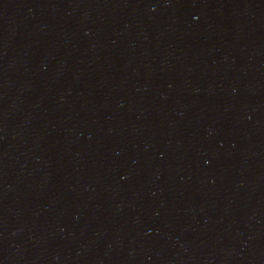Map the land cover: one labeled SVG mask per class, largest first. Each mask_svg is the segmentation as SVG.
Masks as SVG:
<instances>
[{
	"label": "water",
	"instance_id": "obj_1",
	"mask_svg": "<svg viewBox=\"0 0 264 264\" xmlns=\"http://www.w3.org/2000/svg\"><path fill=\"white\" fill-rule=\"evenodd\" d=\"M0 264H264V0H0Z\"/></svg>",
	"mask_w": 264,
	"mask_h": 264
}]
</instances>
